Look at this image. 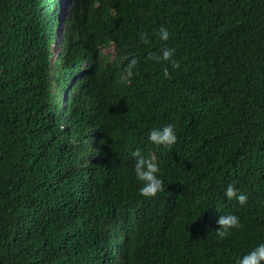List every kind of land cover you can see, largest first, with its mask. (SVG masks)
Returning a JSON list of instances; mask_svg holds the SVG:
<instances>
[{
  "label": "trees",
  "instance_id": "obj_1",
  "mask_svg": "<svg viewBox=\"0 0 264 264\" xmlns=\"http://www.w3.org/2000/svg\"><path fill=\"white\" fill-rule=\"evenodd\" d=\"M61 9L0 0V264H236L264 242V0ZM167 123L176 143L154 145ZM136 149L159 164L155 197ZM225 214L240 223L219 237Z\"/></svg>",
  "mask_w": 264,
  "mask_h": 264
},
{
  "label": "clouds",
  "instance_id": "obj_2",
  "mask_svg": "<svg viewBox=\"0 0 264 264\" xmlns=\"http://www.w3.org/2000/svg\"><path fill=\"white\" fill-rule=\"evenodd\" d=\"M64 29L62 33L64 32ZM59 32H61V28ZM158 35L161 40L167 41L169 39V32L167 28L161 27L159 29ZM174 52L175 49L164 48L162 51V56L157 57V59L171 61L172 67L177 68L179 67V63L173 59ZM135 64V60L130 62L127 68V75H132V67ZM167 75L168 72L165 70V76ZM68 90L69 87L65 91V96L67 95ZM148 140L154 145L162 146L163 148H169L173 146L177 141V134L175 132L174 125L172 123H167L159 127H153L148 133ZM132 155L135 157L133 169L135 177L138 181L142 182L141 186L139 187L140 195L146 198L155 197L157 193L162 190V179L159 176L160 167L158 162L153 159L150 154L148 156L143 155L140 149H136ZM224 195L227 196L229 200L235 199L241 205L245 204L248 200V196L245 193L240 192L231 184H229L225 189ZM217 223L220 226L216 230L217 235L219 237H224L228 234L229 229L238 227L240 221L239 218L234 214H225L218 218ZM236 264H264V242L257 244L250 251H247L243 255L239 256L237 258Z\"/></svg>",
  "mask_w": 264,
  "mask_h": 264
},
{
  "label": "rangeland",
  "instance_id": "obj_3",
  "mask_svg": "<svg viewBox=\"0 0 264 264\" xmlns=\"http://www.w3.org/2000/svg\"><path fill=\"white\" fill-rule=\"evenodd\" d=\"M73 2H74V0H61V3H62V9H61V11H60V15H61L62 17H65L66 14H67L68 12L71 11L72 6H73ZM65 27H66V26H65L64 22L61 21V24H60L61 32H59V34H58V38L61 37V35H62V31H63V29H64ZM52 51H53V52L56 51V44L52 46Z\"/></svg>",
  "mask_w": 264,
  "mask_h": 264
}]
</instances>
